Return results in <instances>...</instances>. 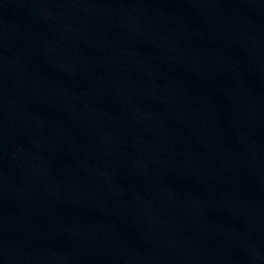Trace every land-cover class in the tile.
Wrapping results in <instances>:
<instances>
[{"label":"water","instance_id":"1","mask_svg":"<svg viewBox=\"0 0 264 264\" xmlns=\"http://www.w3.org/2000/svg\"><path fill=\"white\" fill-rule=\"evenodd\" d=\"M0 264H264V0H0Z\"/></svg>","mask_w":264,"mask_h":264}]
</instances>
